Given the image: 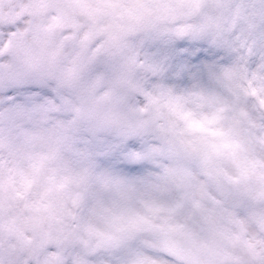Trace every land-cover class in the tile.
Masks as SVG:
<instances>
[{"label":"snow or ice","instance_id":"6c2138e0","mask_svg":"<svg viewBox=\"0 0 264 264\" xmlns=\"http://www.w3.org/2000/svg\"><path fill=\"white\" fill-rule=\"evenodd\" d=\"M0 264H264V0H0Z\"/></svg>","mask_w":264,"mask_h":264}]
</instances>
